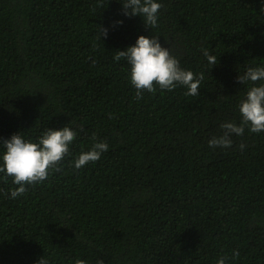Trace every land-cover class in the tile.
Returning <instances> with one entry per match:
<instances>
[{"label":"trees","instance_id":"trees-1","mask_svg":"<svg viewBox=\"0 0 264 264\" xmlns=\"http://www.w3.org/2000/svg\"><path fill=\"white\" fill-rule=\"evenodd\" d=\"M124 2L0 0V165L13 134L77 133L60 170L23 195L0 173V264H264V132L208 145L241 121L254 85L237 76L264 67V0H156L148 28ZM141 35L204 74L199 95L136 98L131 66L113 57ZM101 141L100 160L76 169Z\"/></svg>","mask_w":264,"mask_h":264},{"label":"clouds","instance_id":"clouds-1","mask_svg":"<svg viewBox=\"0 0 264 264\" xmlns=\"http://www.w3.org/2000/svg\"><path fill=\"white\" fill-rule=\"evenodd\" d=\"M125 16L143 17V22L148 28L155 27L158 23V13L162 5L156 0H125L122 4ZM122 23V22H121ZM99 36H107V29L99 26ZM203 55L207 58L209 65L214 67L218 58L209 54L207 49H202ZM115 61L126 60L131 66L130 80L136 90V98L142 99L143 92L155 93L157 86L160 90L172 91L178 85L187 88L185 95L197 96L200 94V85L204 80V74H194L191 70L180 67V61L170 54L169 49L162 47L158 37L141 35L134 46L126 50L117 51L113 57ZM239 83L252 82L254 86L246 93L239 105L241 121L224 122L220 125L222 135L213 136L208 145L210 148H230L233 144L231 137L243 135L245 128L252 133L264 132V83L255 85L257 81H264V67H248L243 75L237 76ZM81 131H84L81 129ZM77 133L68 126L60 130L48 129L33 143L25 140L21 133L13 134L10 139L3 140L2 146L5 149L2 156L0 173L3 179L13 178V183L18 187L11 190V198H16L26 192L27 185L43 183L48 179L50 170L59 171L58 165L66 155L70 154L69 146L74 142ZM95 139V137L93 138ZM244 150L246 145H239ZM109 145L106 142L94 143L91 150L82 152L74 161L76 169L84 167L89 162H97L101 155L108 151ZM238 251L233 252V257L238 256ZM229 258H221L218 264H226ZM38 264H48L43 257ZM76 264H85L84 260L77 259ZM97 264H103L98 260Z\"/></svg>","mask_w":264,"mask_h":264}]
</instances>
